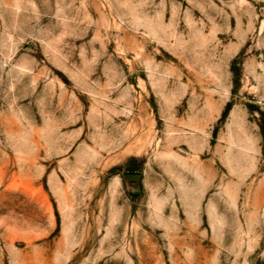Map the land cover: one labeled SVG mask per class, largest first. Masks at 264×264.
<instances>
[{"label":"rangeland","instance_id":"374dc122","mask_svg":"<svg viewBox=\"0 0 264 264\" xmlns=\"http://www.w3.org/2000/svg\"><path fill=\"white\" fill-rule=\"evenodd\" d=\"M0 264H264V0H0Z\"/></svg>","mask_w":264,"mask_h":264}]
</instances>
